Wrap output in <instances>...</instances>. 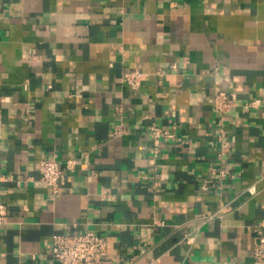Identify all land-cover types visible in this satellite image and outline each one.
<instances>
[{
    "label": "crops",
    "instance_id": "1",
    "mask_svg": "<svg viewBox=\"0 0 264 264\" xmlns=\"http://www.w3.org/2000/svg\"><path fill=\"white\" fill-rule=\"evenodd\" d=\"M0 187V264L86 230L114 264H264V0H0Z\"/></svg>",
    "mask_w": 264,
    "mask_h": 264
},
{
    "label": "built area",
    "instance_id": "2",
    "mask_svg": "<svg viewBox=\"0 0 264 264\" xmlns=\"http://www.w3.org/2000/svg\"><path fill=\"white\" fill-rule=\"evenodd\" d=\"M142 72H126L124 80L133 88H138L143 80ZM235 102V97L228 90H219L215 97V108L218 112L224 114ZM257 104L258 100L251 101ZM150 130L159 146L161 138L173 137L175 131L159 124H152ZM159 147H157L158 149ZM75 160L67 161L66 166H74ZM42 176L41 178L56 190L59 188V180L64 173V167L54 156H47L41 160ZM214 169H216L214 167ZM222 174L226 173V168L220 169ZM250 194L257 193L255 184L247 187ZM7 206L3 200V191L0 187V224L6 221ZM213 214L207 215L211 217ZM256 237L253 245V256L261 263H264V219L255 227ZM196 231V230H195ZM196 238V232L187 235V240L193 242ZM51 253L56 264H114L113 258L108 253L107 237L94 230L60 232L54 235L51 245ZM146 264H156L155 258H150Z\"/></svg>",
    "mask_w": 264,
    "mask_h": 264
}]
</instances>
